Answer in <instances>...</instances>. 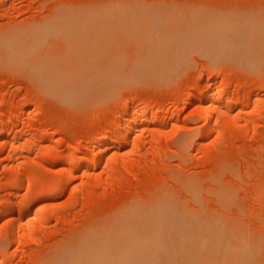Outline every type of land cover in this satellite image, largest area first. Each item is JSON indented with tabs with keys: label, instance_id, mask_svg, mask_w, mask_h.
<instances>
[{
	"label": "rangeland",
	"instance_id": "obj_1",
	"mask_svg": "<svg viewBox=\"0 0 264 264\" xmlns=\"http://www.w3.org/2000/svg\"><path fill=\"white\" fill-rule=\"evenodd\" d=\"M167 194L222 222L229 264H264V0H0V264H46L135 202L158 226ZM185 228L171 255L157 231L166 255L99 264H194Z\"/></svg>",
	"mask_w": 264,
	"mask_h": 264
},
{
	"label": "bare ground",
	"instance_id": "obj_2",
	"mask_svg": "<svg viewBox=\"0 0 264 264\" xmlns=\"http://www.w3.org/2000/svg\"><path fill=\"white\" fill-rule=\"evenodd\" d=\"M76 11H74V13H76ZM74 13L72 11L67 10V13L63 12V14H58L52 21H50L48 26L45 25L46 27L45 26L39 27L37 25L39 28L35 27V29L33 28V30L30 28L29 30H31L32 35H30V31L28 32L27 29L24 30L25 32L23 31V36H21L20 34H17L14 36L15 33L13 32L11 36V38L13 39L11 40L19 41L20 38H23L26 36H27L26 39L29 36L33 38L38 37L39 35L43 34L46 28H49V27L50 29L54 28V26L57 25L58 22L62 23L64 21L65 23L71 20V17L73 15L75 17L80 15V12H78L79 15H77L78 13H76L75 15ZM69 16L70 18H67ZM73 19L74 17H72V20ZM25 33H28V34H25ZM205 99L207 100L208 98H205ZM205 106L206 105H204L205 110L203 114L208 117L207 114L210 113L209 107H205ZM219 113H221V111L218 107L217 108L218 116L220 115ZM210 129L212 128L207 126L205 129V133L209 134ZM110 138L111 137H108L107 135L106 137L103 138L100 144L101 145L108 144V142L112 140V138L111 139ZM104 158H105L104 155L100 154L94 163H92L91 161H86V163L87 165L93 164V166L98 167L104 161ZM76 161H77V158L74 159V162ZM74 176H75V170H73V172L71 173V177H74ZM188 187L190 186L188 185ZM157 199L158 198H156V200ZM137 204H139V202ZM154 205H155L156 211L160 214L161 219H162L161 224L159 223L160 227H159V224L158 226L157 224H155L154 227L151 226L148 222L150 219L146 218L143 214H137L138 215L136 216L137 219L134 221L129 219L131 215L130 211H132L134 208L138 209L139 207V206L136 207L137 205L135 202V206L134 205L132 206L133 209L131 208V210L129 211V215H128V209L126 207H125L126 209L124 210L125 211L127 210V211L125 212L123 210V214L125 215V217L127 214V217L129 216V218L127 219L129 220H126L124 216H123L124 218L120 220L121 218L120 216L122 214H119L120 215L119 220L118 221L116 220V223H114L113 225L112 224L110 225L108 223H107L108 225L104 224L105 226L96 228L97 230H95L93 233L90 232L89 234H86L85 237L82 238L81 240L79 238L74 244L69 246V248L56 251L53 256H50V259L46 262V264H99L101 260L108 258V257L125 256V253H127L128 250L131 251V254L133 256L147 255V254L155 255V256L156 255H166L164 252L159 253L157 250L158 248H160V245H158L156 242L157 231L161 232V235H162V238L159 236L158 239L165 240L166 243L164 246L166 247L168 251L170 250L169 255H171L175 251V250L172 251V249L175 248L174 246L178 242L177 241L178 236H180V233L178 231H180V229L185 231L186 230L185 226L189 224L192 227V239H191L192 241L190 242H192V248H191L192 253L191 254L193 257L194 264H226V263L229 264V260H227V258H228V255L231 253V247L228 244H229V241L232 242L233 239L231 237H224L222 235L223 234L222 229L225 226L221 225L222 222L218 218H216L215 216L211 214H207V213L205 214L203 213V211H193L192 210L193 212H190L189 210L184 209L182 210V213L178 212V209L180 206H178V203L176 202L175 199H173V196L171 194L162 196L159 200L156 201V203H154ZM21 206L22 205H20V208H18L20 209V213H22L24 209V208H21ZM10 211L11 210H8V213ZM39 211L40 210H38L37 212ZM156 211L155 212L153 211V212L156 214L157 213ZM158 213L156 214L157 218H159ZM116 218L117 217L115 216V219ZM161 219L159 218L160 221ZM170 235H171V239H170ZM141 242L151 243V245H149L148 249L138 248L137 244H141ZM255 255L256 253L252 248H250V251L249 250L248 252L246 251V256L249 257L250 259L249 260L250 264L257 263L254 261V259L256 258Z\"/></svg>",
	"mask_w": 264,
	"mask_h": 264
}]
</instances>
